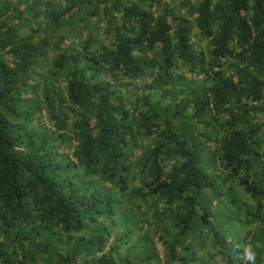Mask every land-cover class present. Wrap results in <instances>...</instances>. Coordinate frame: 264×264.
I'll return each mask as SVG.
<instances>
[{
	"label": "trees",
	"instance_id": "1",
	"mask_svg": "<svg viewBox=\"0 0 264 264\" xmlns=\"http://www.w3.org/2000/svg\"><path fill=\"white\" fill-rule=\"evenodd\" d=\"M263 217L264 0H0V264H245Z\"/></svg>",
	"mask_w": 264,
	"mask_h": 264
},
{
	"label": "rangeland",
	"instance_id": "2",
	"mask_svg": "<svg viewBox=\"0 0 264 264\" xmlns=\"http://www.w3.org/2000/svg\"><path fill=\"white\" fill-rule=\"evenodd\" d=\"M124 205H126V204L124 203ZM124 205L116 206L117 210H116L115 216L117 217V219L114 218L115 222L117 220H119V219H122V218L123 219H125V218L128 219V217L130 216L131 212L130 211L128 212L129 207H125ZM121 206L123 208H121ZM221 218H223V217H221ZM218 222H219V220H218ZM237 226L241 227L239 225H237ZM260 226H261V228H260ZM226 228H229V227H226ZM233 228L236 229L235 225L232 224V228H230V229H233ZM224 229L225 228H221L222 232L225 235H227L229 229L228 230H224ZM239 230H240V233H238V238H240V245H242L245 242L246 239L241 242V240H242L241 238L244 235V233L247 232L246 238H247V236H249L251 238L250 242L248 240V243H247L248 245L247 246H249L252 250H255V251H256V249H259L260 252L264 251V238H263V241H262V240H259L258 237H257L258 233L264 232V223L263 224H258V223L256 224L255 222L254 223L253 222H249V224L244 229H242V227H241ZM248 232H250V233H248ZM233 235H236V234H233ZM225 237L229 238L230 236H225ZM252 245H254L255 247H253ZM212 262H216L217 264H223L222 260H220L218 258V256L215 257L214 260H212Z\"/></svg>",
	"mask_w": 264,
	"mask_h": 264
},
{
	"label": "clouds",
	"instance_id": "3",
	"mask_svg": "<svg viewBox=\"0 0 264 264\" xmlns=\"http://www.w3.org/2000/svg\"><path fill=\"white\" fill-rule=\"evenodd\" d=\"M255 252L250 248L246 247L243 251V260L245 264H255Z\"/></svg>",
	"mask_w": 264,
	"mask_h": 264
},
{
	"label": "crops",
	"instance_id": "4",
	"mask_svg": "<svg viewBox=\"0 0 264 264\" xmlns=\"http://www.w3.org/2000/svg\"><path fill=\"white\" fill-rule=\"evenodd\" d=\"M263 219H264V217H263ZM258 224H261V223H258ZM260 228H261V226H260ZM257 237H258L259 240H263L264 235L262 236L261 233H258V236H257ZM253 247H255V246H253ZM253 251L255 252V250H253ZM259 253L261 254L262 257H264V251L259 252ZM203 255L205 256V253H204V252L201 254V256H203ZM216 257H217V256H216ZM218 258L220 259L219 256H218ZM255 264H257V263H256V259H255Z\"/></svg>",
	"mask_w": 264,
	"mask_h": 264
}]
</instances>
